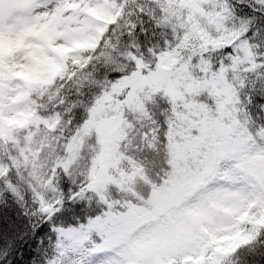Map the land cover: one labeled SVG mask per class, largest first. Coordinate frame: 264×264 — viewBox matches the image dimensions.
Segmentation results:
<instances>
[{"label": "snow or ice", "instance_id": "snow-or-ice-1", "mask_svg": "<svg viewBox=\"0 0 264 264\" xmlns=\"http://www.w3.org/2000/svg\"><path fill=\"white\" fill-rule=\"evenodd\" d=\"M0 264H264V0H0Z\"/></svg>", "mask_w": 264, "mask_h": 264}]
</instances>
